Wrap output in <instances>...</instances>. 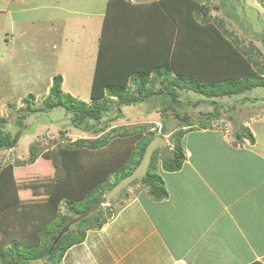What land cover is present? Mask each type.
Returning <instances> with one entry per match:
<instances>
[{
  "label": "trees",
  "instance_id": "1",
  "mask_svg": "<svg viewBox=\"0 0 264 264\" xmlns=\"http://www.w3.org/2000/svg\"><path fill=\"white\" fill-rule=\"evenodd\" d=\"M130 7L145 9L148 21L144 28L138 25L139 15L126 18L125 11ZM231 9L227 15L237 18ZM118 10L119 14H115ZM193 23L211 37L200 40L196 36L198 46L188 51L180 45L187 39L185 29L194 27ZM237 41L238 35L228 29L226 20L213 17L210 4L201 0H109L99 36L91 102L65 94L61 74L54 77L43 108L32 107L33 94L25 99L31 112L64 108L72 124L92 136L65 144L53 141L52 148L41 154L36 144H32L28 159L31 167L11 162L0 165V264H60L73 245L84 242L88 230L101 229L113 216L118 208L101 205L73 224L54 245L70 219L97 203L140 164L157 134L152 130L155 123L113 125L108 129L124 107L146 101L149 104L151 100L155 107L157 104L150 97L160 95L166 100L161 116H173L184 123L192 119L191 115L175 110L177 103L182 102L176 97L182 98L184 91L198 92L217 105L215 97L264 87V64L253 53L255 45L242 51ZM239 81L243 86H239ZM220 108L215 106L208 115H218ZM23 116L18 119L19 125ZM5 121V117H0V149L14 148L22 131L13 136L5 130ZM188 129H175L173 156L166 155L162 161L161 150L157 148L147 175L128 187L140 182L155 199L167 197L159 162L167 171L182 167L185 160L182 138ZM166 132L165 126L161 134ZM237 136L255 140L248 127ZM113 174L117 175L114 183L110 180ZM128 187L122 190L121 197L129 195ZM117 198L120 196L109 202ZM63 201L66 208L62 213Z\"/></svg>",
  "mask_w": 264,
  "mask_h": 264
},
{
  "label": "rangeland",
  "instance_id": "2",
  "mask_svg": "<svg viewBox=\"0 0 264 264\" xmlns=\"http://www.w3.org/2000/svg\"><path fill=\"white\" fill-rule=\"evenodd\" d=\"M201 1L210 4L213 16L224 18L228 29L234 30L235 33L241 30L242 26H248L246 30L249 32L250 28L259 32L260 40L263 41L254 42L253 53L261 58L260 62L264 64V0H247L251 7L256 8L253 3H256L258 7L254 10L246 7L244 14L239 8L241 4L238 0ZM106 6L107 0H0V117H5V130L13 136L20 129L22 131L17 146L0 149L1 166L11 162L20 163L24 168L31 167L28 159L32 144H36L41 154L51 149L56 142L65 144L80 137L92 136L84 129L76 128L72 124L69 112L64 108L31 112L25 99L33 94L32 107L43 108L45 100L49 97L54 77L61 74L62 89L65 94H72L78 99L91 102L90 92ZM228 7L230 9L235 7L231 9L232 13L240 18L227 15ZM240 19L243 25L237 22ZM238 32H240L238 34L240 42L237 41V43L243 51L250 46L249 39L253 36L243 31ZM245 44L248 46L243 48ZM239 83V86H243L242 81ZM192 94H190L191 102L184 101L180 96L176 97L182 102L177 103L175 110L181 114L188 112L192 117L191 120L198 126L204 122H208L209 125L215 123L214 126L220 127V131L227 133L236 144L243 145L249 140L246 137L238 138L237 136L249 126L258 140L257 148L264 150V99L262 97L264 87L234 96L215 97L214 99L218 101L217 105L198 92H192ZM187 95V91H184L181 96L185 98ZM168 97L169 100L172 99L170 94ZM150 98H154V103L157 104L155 107H152L151 99L149 104L146 101L135 106H126L122 114H118L115 120H111L112 125L108 129L113 125L132 127L155 123L158 126V121L167 118L161 116V113L165 111L166 100L160 95H153ZM196 102L199 103L195 107ZM215 106L218 108L221 106L219 114L209 119L206 117L210 113L208 110L214 111ZM21 116L24 118L21 119L22 125H19L18 119ZM168 121L170 122L165 123L167 132L163 135L168 140V145L159 147L162 161L166 159V155L167 158L173 156L175 148L173 131L186 123H180L173 116H170ZM160 126L156 130L157 134H161ZM53 141L55 143H52ZM161 163L160 160L159 166H162ZM158 170L161 172L162 168ZM116 179V174L110 178L113 183ZM142 187L147 188L143 183L138 182L128 187L127 192L134 197L136 196L134 192ZM117 196L120 198L112 203L109 200L104 206L110 205L112 209L119 208L125 201L132 199L127 195L123 197L129 199H123L122 194ZM65 204L64 201L61 203L62 213L65 211Z\"/></svg>",
  "mask_w": 264,
  "mask_h": 264
},
{
  "label": "crops",
  "instance_id": "3",
  "mask_svg": "<svg viewBox=\"0 0 264 264\" xmlns=\"http://www.w3.org/2000/svg\"><path fill=\"white\" fill-rule=\"evenodd\" d=\"M238 1L243 14L246 7H258ZM124 15H139L141 28L148 21L145 9L130 7ZM237 22L243 25L241 19ZM193 26L185 29L187 39L180 45L188 51L198 46L196 36L200 40L211 37L200 26ZM247 27L238 31L253 36L248 45L263 41L259 32L253 28L249 32ZM190 92L182 96L184 101H189ZM168 120L169 116L157 122L160 130ZM183 125L189 129L182 138V167L167 171L160 166L168 196L157 200L148 187L140 188L101 229L88 230L84 242L73 245L60 264H264V150L257 148L255 134L254 141L242 145L215 123L198 126L189 120Z\"/></svg>",
  "mask_w": 264,
  "mask_h": 264
},
{
  "label": "water",
  "instance_id": "4",
  "mask_svg": "<svg viewBox=\"0 0 264 264\" xmlns=\"http://www.w3.org/2000/svg\"><path fill=\"white\" fill-rule=\"evenodd\" d=\"M168 140L161 134H157L153 137V139L148 144L144 156L140 162V164L126 177H124L121 181H119L106 195H104L97 203L91 206L86 211L82 212L79 216L74 217L69 220L66 226L60 231L58 234L54 245L59 241V239L69 230V228L87 217L91 212L98 209L101 205H104L109 200L113 199L117 195H119L122 190L127 188L133 181L140 179L147 175L148 168L152 159V155L154 151L160 146H167Z\"/></svg>",
  "mask_w": 264,
  "mask_h": 264
},
{
  "label": "clouds",
  "instance_id": "5",
  "mask_svg": "<svg viewBox=\"0 0 264 264\" xmlns=\"http://www.w3.org/2000/svg\"><path fill=\"white\" fill-rule=\"evenodd\" d=\"M157 135V134H156Z\"/></svg>",
  "mask_w": 264,
  "mask_h": 264
}]
</instances>
